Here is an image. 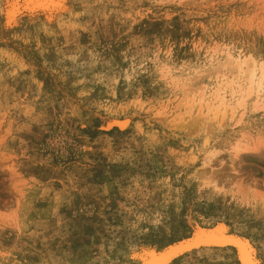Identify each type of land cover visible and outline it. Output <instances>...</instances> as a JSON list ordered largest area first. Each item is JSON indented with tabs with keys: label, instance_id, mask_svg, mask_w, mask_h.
<instances>
[{
	"label": "rangeland",
	"instance_id": "374dc122",
	"mask_svg": "<svg viewBox=\"0 0 264 264\" xmlns=\"http://www.w3.org/2000/svg\"><path fill=\"white\" fill-rule=\"evenodd\" d=\"M25 6L0 0V264H142L222 228L264 264V0Z\"/></svg>",
	"mask_w": 264,
	"mask_h": 264
},
{
	"label": "bare ground",
	"instance_id": "6f19581e",
	"mask_svg": "<svg viewBox=\"0 0 264 264\" xmlns=\"http://www.w3.org/2000/svg\"><path fill=\"white\" fill-rule=\"evenodd\" d=\"M23 4L26 5L23 10H27L29 12H35L39 9L41 10L44 9V11L47 9L56 10V9H59L60 7V0H23ZM43 4H46V5L39 6ZM252 63H253L252 64L253 68L251 67L252 70L249 73V84H248L249 91L248 92H251L253 88L261 89L264 83L263 82L264 81V62L260 64H255L253 60ZM246 64H247L246 59L239 62V68L242 69V67ZM242 71H245V70L242 69ZM238 152H239V148H238ZM226 235L228 234L223 231V228L212 231L211 233L207 235H202V232H201V235L199 234L198 237L195 238L193 241L191 242L185 241L181 244L171 246L166 251L162 252V255L153 254L151 258H146L143 261V264H167L168 262L171 261V259L174 256L179 254L180 250L183 248V245L190 248V246H192V243H195V244L198 243L204 238V236H206L205 242L209 246H212V247L214 246L215 247L216 246L217 247H224V246L225 247H228V246L235 247L236 246L237 253H238L237 256L239 260L241 261V264H252L253 260L256 261V264H259L257 259L254 256V253H253L254 251L252 250L250 243L246 239L238 235H234V234H233L234 236L232 235L226 236ZM185 252H189V250Z\"/></svg>",
	"mask_w": 264,
	"mask_h": 264
},
{
	"label": "water",
	"instance_id": "95a60500",
	"mask_svg": "<svg viewBox=\"0 0 264 264\" xmlns=\"http://www.w3.org/2000/svg\"><path fill=\"white\" fill-rule=\"evenodd\" d=\"M39 6H42V5H39ZM213 231H215V230H213ZM212 231H209L207 234H209V233H211ZM225 233H227V232H225ZM206 234V235H207ZM228 235H232V236H234L233 234H230V233H227ZM228 235H226V236H228ZM206 236H204V238L200 241V242H198V243H192V246H190V247H193V246H195V245H198L199 243H202V245H208L206 242H205V238ZM185 245H183V248L182 249H186V248H189V247H186ZM168 248H170V247H168ZM168 248H166V249H164V250H162V251H159V252H149L148 253V255H147V257L146 258H151V256L154 254V253H162V252H164V251H166ZM235 248H236V246H235ZM182 249L180 250V251H182ZM237 249V248H236ZM156 255H159V254H156ZM145 260V259H144ZM259 264H261L260 262H258ZM142 264H143V262H142Z\"/></svg>",
	"mask_w": 264,
	"mask_h": 264
},
{
	"label": "snow or ice",
	"instance_id": "6c2138e0",
	"mask_svg": "<svg viewBox=\"0 0 264 264\" xmlns=\"http://www.w3.org/2000/svg\"><path fill=\"white\" fill-rule=\"evenodd\" d=\"M7 3L9 7H12L13 5L20 6L21 0H7ZM154 254L162 255V253H154ZM252 264H256V261L253 260Z\"/></svg>",
	"mask_w": 264,
	"mask_h": 264
}]
</instances>
